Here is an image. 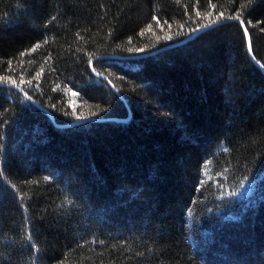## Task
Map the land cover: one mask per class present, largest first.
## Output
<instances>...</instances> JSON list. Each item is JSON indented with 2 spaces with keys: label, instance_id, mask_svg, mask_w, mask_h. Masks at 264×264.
Wrapping results in <instances>:
<instances>
[{
  "label": "trees",
  "instance_id": "obj_1",
  "mask_svg": "<svg viewBox=\"0 0 264 264\" xmlns=\"http://www.w3.org/2000/svg\"><path fill=\"white\" fill-rule=\"evenodd\" d=\"M0 83V264H264V0H0Z\"/></svg>",
  "mask_w": 264,
  "mask_h": 264
},
{
  "label": "water",
  "instance_id": "obj_2",
  "mask_svg": "<svg viewBox=\"0 0 264 264\" xmlns=\"http://www.w3.org/2000/svg\"><path fill=\"white\" fill-rule=\"evenodd\" d=\"M226 23V21H221V22H216V23H212V24H210V25H208V26H206V27H203V28H201V29H199L195 34H193L190 38H188L187 40H185V41H183V42H179V43H176V44H174V45H171V46H168V47H165V48H162V49H160V50H158V51H156V52H159V51H163V50H165V49H167V48H169V47H176V46H179V45H181V44H184V43H187V42H189V41H191L192 39H194V38H196L198 35H200L201 33H204V32H206V31H208V30H211V29H213V28H215V27H218V26H220V25H222V24H225ZM240 24H241V26H242V28H243V30H244V33H245V35H246V37H247V41H248V45H249V49H250V47H251V42H250V35H249V33H248V31H247V29H246V27H245V25L242 23V22H239ZM147 56V54H142V55H137V56H130V57H122L123 59H139V58H142V57H146ZM104 58H109V57H107V56H105V57H100L99 59H104ZM110 58H113V57H110ZM254 60V62L256 63V64H258V66H260L261 68H262V66H261V64L260 63H258L255 59H253ZM263 69V68H262ZM101 78H103V76L102 75H99ZM0 86H2V87H7V88H12V89H15V90H17L18 92H20L25 98H27L32 104H34V105H36L38 108H40V109H43V110H45L42 106H40L39 104H37L36 103V101H34L23 89H21L20 87H18V86H14V85H9V84H3V83H0ZM46 111V110H45ZM102 121H104V120H101V119H83V120H79V121H76V122H73V123H71V124H67V125H65V127H72V126H75V125H79V124H82V123H87V122H102Z\"/></svg>",
  "mask_w": 264,
  "mask_h": 264
}]
</instances>
